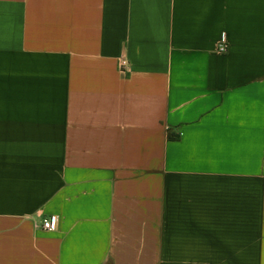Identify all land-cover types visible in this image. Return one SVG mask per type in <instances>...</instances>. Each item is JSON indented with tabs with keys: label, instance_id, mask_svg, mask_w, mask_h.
Wrapping results in <instances>:
<instances>
[{
	"label": "crops",
	"instance_id": "0c3cea01",
	"mask_svg": "<svg viewBox=\"0 0 264 264\" xmlns=\"http://www.w3.org/2000/svg\"><path fill=\"white\" fill-rule=\"evenodd\" d=\"M0 264H264V0H0Z\"/></svg>",
	"mask_w": 264,
	"mask_h": 264
},
{
	"label": "built area",
	"instance_id": "2783aa9c",
	"mask_svg": "<svg viewBox=\"0 0 264 264\" xmlns=\"http://www.w3.org/2000/svg\"><path fill=\"white\" fill-rule=\"evenodd\" d=\"M227 43V38L226 35H223L221 44H220V51H224L225 49V44ZM122 69L126 70L128 68V62L127 61H122L121 62ZM60 228V222L59 219L54 217L50 219L44 220V223L42 225V229L44 231H58Z\"/></svg>",
	"mask_w": 264,
	"mask_h": 264
}]
</instances>
